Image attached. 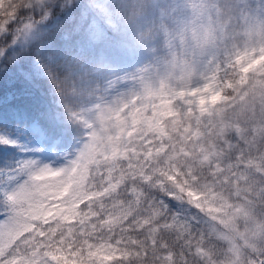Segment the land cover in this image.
<instances>
[{"label": "snow or ice", "instance_id": "6c2138e0", "mask_svg": "<svg viewBox=\"0 0 264 264\" xmlns=\"http://www.w3.org/2000/svg\"><path fill=\"white\" fill-rule=\"evenodd\" d=\"M0 264H264V0H0Z\"/></svg>", "mask_w": 264, "mask_h": 264}]
</instances>
